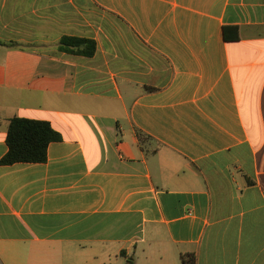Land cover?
Instances as JSON below:
<instances>
[{
    "label": "crops",
    "instance_id": "1",
    "mask_svg": "<svg viewBox=\"0 0 264 264\" xmlns=\"http://www.w3.org/2000/svg\"><path fill=\"white\" fill-rule=\"evenodd\" d=\"M0 41V264H264V0H0Z\"/></svg>",
    "mask_w": 264,
    "mask_h": 264
},
{
    "label": "trees",
    "instance_id": "2",
    "mask_svg": "<svg viewBox=\"0 0 264 264\" xmlns=\"http://www.w3.org/2000/svg\"><path fill=\"white\" fill-rule=\"evenodd\" d=\"M237 29V26L226 25L223 31L225 39H238ZM60 47L72 53L92 56L97 50V43L88 37L64 35L60 40ZM138 133L140 138H150L142 130ZM60 139H62L61 134L50 121L14 116L10 119L6 138L8 150L1 158V163L45 162L48 159L49 144ZM182 257L187 264L196 263L194 252L183 253ZM126 264H133L132 258H128Z\"/></svg>",
    "mask_w": 264,
    "mask_h": 264
}]
</instances>
